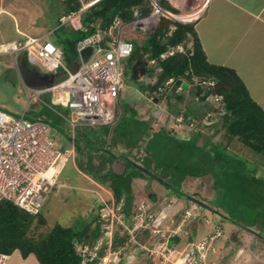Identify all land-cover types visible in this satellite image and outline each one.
Wrapping results in <instances>:
<instances>
[{
    "label": "rangeland",
    "instance_id": "1",
    "mask_svg": "<svg viewBox=\"0 0 264 264\" xmlns=\"http://www.w3.org/2000/svg\"><path fill=\"white\" fill-rule=\"evenodd\" d=\"M87 1L82 0L84 4L91 0ZM63 11L52 0H0V42L11 45L12 43L17 44L18 39L22 42L25 41L26 36H42L45 40L64 45L68 40H74L82 34L73 31L70 25H59L58 18L64 14ZM197 14L195 13L194 16ZM185 16L179 15L178 17L180 18H176L181 21H188L184 19ZM156 21L157 16L146 19L142 23V28L132 27L130 30L132 32L128 33L126 37L128 39H137V36L141 34L143 38H146V34L152 28L149 24H154ZM209 25L210 22L203 24L206 31L202 32L201 39L206 43L208 57L212 58L208 62L220 65L223 58L228 54V46H226L225 42L227 40L223 39L224 34L228 30L225 28L223 31L220 28V24L214 23L211 27ZM207 41L209 44L218 46L216 56H211L214 49L207 46ZM237 52L233 54V57L238 55ZM22 56L23 52L16 54V58H21ZM13 63V58L7 55L0 56V109L14 117L23 115L26 119L33 120L41 116V118L46 119L49 139L58 151L68 157L58 175V182L65 184V187L60 188L47 199L46 205L42 209L44 223L37 225L32 230L34 235L46 233L55 223H59L63 227H71L75 231L84 230L89 225L91 231H100V225L96 221L97 219L100 220L99 210L102 207V202H105L113 211V216L109 215L108 217L112 225L110 242L112 243L114 239L118 241L117 239L124 235L129 238L127 231L119 223V221L125 222V215L122 212L124 197L118 204L113 203L111 199L108 200L109 195H106L105 192L92 184L88 177H93L94 173L92 172H96V176L99 177L97 182L107 186L112 197L113 193L109 185L112 186L116 182L122 183L123 178L109 179L114 176L124 177L131 172L137 175L138 178H134L131 181L132 199L128 224L131 223L132 227L135 222L140 223L139 213L141 211L138 208L141 207L142 212H144L143 217L145 216L146 219L142 222L138 232L136 234L133 233L135 243L131 240L127 241V243L131 244L129 249H132V247L136 246L135 244H139V239H142V231L144 229L147 230L140 253L142 255V264H169L157 253H151L150 251L154 250L159 244H165V246L174 245V240L167 236H172L171 230L172 232L176 230L175 226L187 208H190L193 215L199 213L198 216L202 217L200 219L198 216L190 218L185 223V227H181V230H176L175 234L181 236L182 241L173 248H183L187 243L184 239L189 236L195 235L193 237L195 241L193 242L196 243L209 230L219 226L223 230V236L217 243L215 252L210 254V259L214 264H264V239L259 238L253 231L249 232L237 227L238 224L248 225L253 220L261 224L262 216L252 214L253 212H235L226 206L220 194L213 188L211 175L202 178H186L178 186L170 183L165 175L159 178L161 182L144 179L137 169L129 165L127 158L132 159L138 166L143 167L145 165L144 158H147V155H151L154 161H157L159 157L158 161H160L162 154L157 156V154H160L158 144L169 145L175 143L174 139L182 140L184 137L189 136L190 132H192L188 130L190 126L188 124L190 123L185 124L180 120L181 117L171 113V110H176L174 103L178 106L180 102H175L172 99L170 103L166 99L163 104L165 110L160 112L159 109H163V106L160 105L159 107L148 99L143 91L144 85L142 83L139 82L138 84L142 86L139 90L129 87L128 69L125 64L126 61L123 59L122 66L124 71L120 85L121 89L116 102L115 124L112 126H90L81 121L76 123V127L72 132L69 124L53 112L55 110L69 118L70 110L51 105L48 92L41 94L38 101H33L27 105L26 90L17 75ZM222 66H225V64ZM242 66L241 63L236 66L237 72L241 71ZM30 67L40 72L43 71L38 63H33ZM66 77L65 73L58 72L55 76V81H62ZM180 89L183 90L182 87ZM183 94L184 102L179 107L180 110L186 109L185 106H187L195 114L201 104L196 101L190 91L183 92ZM29 95H33V90L29 91ZM256 95L258 97L260 94L256 93ZM208 100L212 101L213 98L210 97ZM207 116L205 115L201 120L200 124L202 125L196 128L191 125L194 128L193 132L200 131L204 134H209L212 131V128L207 126ZM159 131H161L160 135L153 136ZM74 138L76 140L79 139L77 140V147L74 145ZM152 138L158 141L157 146L150 141ZM187 138L189 139L190 137ZM212 142H216L222 147L225 143L223 132H219L212 139ZM228 149L239 157H244L247 162L257 164L259 170H256L259 174H263L264 180V164L259 162L256 155L247 149H242L239 144L235 147L231 145ZM69 150H73L72 156ZM148 168L153 174L157 173L159 169V167L157 169ZM150 177L152 176L150 175ZM164 184H168L172 188H167ZM122 191H126L124 185L122 186ZM150 193L153 194L152 197H150ZM183 195H188L206 204L216 212L205 210L197 205L194 208L195 204L184 198ZM167 204H170L171 207L173 206L172 213H168ZM162 214L165 215V219L156 227L155 224H158L157 220L161 218ZM225 217L234 218L233 222L236 224L225 219ZM150 218L151 220H149ZM204 220H208L209 223L206 224ZM196 230H201L202 234L199 236ZM109 231L111 232V228H109ZM262 234L264 235V232ZM103 238L105 239V237ZM166 239L167 241H165ZM105 241L108 243L107 239ZM231 250H233L232 253Z\"/></svg>",
    "mask_w": 264,
    "mask_h": 264
},
{
    "label": "trees",
    "instance_id": "2",
    "mask_svg": "<svg viewBox=\"0 0 264 264\" xmlns=\"http://www.w3.org/2000/svg\"><path fill=\"white\" fill-rule=\"evenodd\" d=\"M53 1L58 8L64 10L63 15L78 12L82 7L80 0ZM154 1L162 9L175 15L178 14V11L167 1ZM135 9L137 17L142 18L148 16L154 7L150 0H98L86 8L80 14V23L83 29L75 31L71 28L82 35L74 40H68L64 45L57 44L63 50L64 62L69 65L77 59L76 44L81 39L96 30H106L117 16L124 23L134 20ZM63 15L58 18L59 25ZM131 42L133 43L132 51L125 58L128 80H133L137 84L142 83L145 95L155 105L165 102L166 99L170 103L172 99L175 102H180L178 106L174 103L176 110H171L172 115L181 117L185 124L191 122L195 126L194 128L202 125L200 124L201 120L205 115H208L207 126L212 128V131L209 134L200 131L193 132L194 128L188 124V130L192 131L187 136L190 137L189 139L187 137L182 140L173 138L175 143L158 144L160 154L157 156L162 154L160 161H158L159 157L157 161H154L151 155H147V158H144L145 165L143 167L127 158L129 165L137 169L144 179L155 180L153 176L162 178V175H165L170 183L178 186L186 178H202L211 175L213 188L220 194L226 206L235 212H253L252 214L262 216L261 224L253 220L248 225L238 224L237 227L249 232L253 231L259 238L264 239L262 234L264 232L263 174H259L256 170L259 168L257 164L247 162L244 157H239L228 149L231 145L235 147L239 144L242 149L251 151L258 157L259 162L264 164V112L262 109L250 97L245 84L233 69L208 62L195 31L194 23H179L170 18L159 16L146 34V38L139 34L137 39L133 38ZM177 47H180L181 50H177ZM170 52L171 54H169ZM164 54L166 56L162 58L161 55ZM17 64L22 72L28 66L24 54L18 58ZM170 78L172 82L166 84ZM178 87H182L183 90H177ZM160 88L163 90L158 91ZM188 91L201 104L195 114L187 106L182 110L183 113L179 108L184 102L183 92ZM210 97L214 101L208 100ZM49 100L51 105L63 107L61 104L53 103L50 95ZM54 113L61 118L56 111ZM36 119L47 124L46 119L41 116ZM115 122L114 120L108 126L114 125ZM221 131L225 142L222 147L216 142H212V139ZM160 132H156L153 136L160 135ZM77 140L74 138L76 147ZM150 141L157 146V140L152 138ZM148 167L156 169L159 167V169L157 173L153 174ZM92 173L94 176L91 178L98 181L99 177L96 176V172ZM150 174L153 176L150 177ZM116 177L123 178L122 183H113L112 186L109 185V188L116 204L124 197L122 212L125 215V222L128 223L132 199L131 181L138 177L130 172L124 177L114 176L109 180ZM123 185L126 189L125 192L122 191ZM164 185L167 188H172L168 184ZM149 195L152 197L153 194ZM200 217L202 216H198L199 219ZM225 219L231 222L234 220L232 217H225ZM96 222L99 223V220L97 219ZM43 223L42 210L37 215H32L13 205L10 201L2 200L0 202V253L11 255L14 251H18L22 258L33 255L39 264H82L83 258L77 251L76 245L88 240L93 242L99 237L100 231H91L90 225L84 230L75 231L73 228L63 227L59 223H55L44 234L34 235L32 230ZM142 232L143 237L138 241L140 245L144 244L147 235L146 229ZM196 233L200 236L202 231L196 230ZM194 236L183 239L188 243L193 242L195 241L193 240ZM222 236L218 238L215 248ZM167 237L174 240L173 246L168 245L171 248L182 241V237L177 234ZM118 241V244L121 245L126 241V236L124 235ZM116 242V240L112 241L113 247L117 245ZM232 252L233 250H231ZM96 262L97 259L91 262L86 261L87 264Z\"/></svg>",
    "mask_w": 264,
    "mask_h": 264
},
{
    "label": "built area",
    "instance_id": "3",
    "mask_svg": "<svg viewBox=\"0 0 264 264\" xmlns=\"http://www.w3.org/2000/svg\"><path fill=\"white\" fill-rule=\"evenodd\" d=\"M80 1L81 9L78 12L62 16L60 25H70L75 31L83 29L80 23V14L97 0H91L86 4L82 0ZM159 13L162 14L155 8L150 15L138 18L135 9L134 20L124 23L120 17H115L106 30H96L81 39L76 44L79 66L74 74L68 72L62 48L45 40L42 36H26L25 41H18L17 44H1L0 54L13 58L15 68H17L16 54L23 52L27 62L29 64L38 63L43 69L42 72H53L55 76L58 72L67 75L62 81H55L50 88H28L22 82L27 94V105L38 101L41 94L48 92L53 103L61 104L70 110L69 118L62 114L58 115L69 124L72 132L76 123L81 121L90 126L108 125L113 123L116 118V102L124 71L122 60L129 56L133 48L132 39H128L126 35L132 32L130 31L132 27L142 28V23L146 19L158 16ZM86 47H92V52L89 58L82 62L79 52ZM161 57L163 58L165 55H161ZM17 73L20 74L19 71ZM171 82L170 78L166 84ZM55 89H58L63 97H58L55 100ZM30 90H33V95H29ZM162 90L160 88L158 91ZM177 90H180V87ZM148 99L151 101L150 98ZM215 100L217 101V99ZM160 105L163 106L162 103L158 104L159 107ZM162 110H165L164 106L163 109H159L160 112ZM180 120L182 121V118ZM189 123L191 126V122ZM69 151L72 156L73 150ZM67 158L54 147L53 142L49 139L48 125L44 121L40 119L28 120L23 115L14 117L0 109V202L8 200L25 212L37 215L43 209L48 197L65 187V184L58 182V175ZM50 169L53 170V173L49 176L47 174ZM102 203L99 210L101 232L102 236L108 240V244H111L112 225L108 217L109 215L113 216V211L105 202ZM169 208L170 204H167V209L169 210ZM138 209L141 211L139 213L140 223L135 222L129 228L119 221L133 243H135L133 233L138 232L142 222L146 219L145 216L143 217L142 207ZM198 215L199 213L193 215L190 209L185 210L175 226L176 230H181L180 227H183L190 218H196ZM164 219L165 215L162 214L155 226L158 227ZM204 221L206 224L208 223V220ZM109 228H111V232ZM176 230L173 232L171 230L172 235H175ZM221 236L222 230L216 226L196 243L187 242L181 249L159 245L150 252L157 253L169 264H214L210 259V254L215 252V244ZM102 242L100 240L99 244L93 248V255L96 254ZM87 251V249L80 251L82 262L88 260ZM6 258V254L0 253V264H4Z\"/></svg>",
    "mask_w": 264,
    "mask_h": 264
},
{
    "label": "crops",
    "instance_id": "4",
    "mask_svg": "<svg viewBox=\"0 0 264 264\" xmlns=\"http://www.w3.org/2000/svg\"><path fill=\"white\" fill-rule=\"evenodd\" d=\"M165 1L174 7L178 11L177 15L180 16L188 14V16H193L195 15L194 12L198 11V14L194 16L192 20L204 54L209 61L212 60V58L208 57L206 43L201 39L202 32L206 31L203 24L210 22L209 27H211L212 24L216 23L220 24V28H222L223 31L225 28L228 30L226 31L227 33L224 34L225 36L223 38L224 40H227L225 42L226 46H228V54L223 58L220 65L225 64V66L235 71L248 89L250 97L264 112V0ZM18 41L21 40L18 39ZM207 46L214 49L211 56H216L218 53V46L209 44V42ZM236 51H238V55L233 57V54L236 53ZM239 63L243 66L241 71L237 72L236 66H238ZM259 89L263 90L260 91ZM256 93L260 95L257 97ZM88 178L92 184H94L101 191L105 192L106 195H109V198L107 197L108 200L111 199V201L115 203L113 196L111 197L110 191L107 189V186L98 183L91 177ZM170 208L172 212L173 206H170ZM123 224L127 227L130 226L127 222H123ZM101 238L102 235L100 231L99 237L95 241L92 242L91 240H88L87 242L83 241L77 244V250L80 249V252L81 250L87 249L88 254H86V256L88 257V261L91 262L92 260L97 259L95 264H142V255L140 254L142 251V245L135 244L136 246L132 247V249L134 248L133 250L129 249L131 244L129 245L127 241L129 242L131 239L126 237L125 242L119 245V241H117V245L113 247L112 243L108 244L104 238ZM100 240L103 242L96 251V254L93 255L92 250L97 244H99ZM113 241H115V239ZM101 252L102 254L100 255ZM83 263L87 264L86 262H82V264ZM4 264L39 263L33 255H28L27 257L22 258L18 251H14L11 255H7Z\"/></svg>",
    "mask_w": 264,
    "mask_h": 264
},
{
    "label": "water",
    "instance_id": "5",
    "mask_svg": "<svg viewBox=\"0 0 264 264\" xmlns=\"http://www.w3.org/2000/svg\"><path fill=\"white\" fill-rule=\"evenodd\" d=\"M92 52V47H86L80 50L79 52V56H80V60L82 62H85L89 56L91 55ZM78 66H79V60H75L74 62L70 63L68 65V72L70 74H74L77 72L78 70ZM23 75V79L26 83L27 86L31 87V88H50L51 86H53L54 82H55V74L53 72H40L38 70H36L35 68H31L28 67L26 69L23 70L22 72ZM128 85L130 88H134L136 90H139V85L136 84L133 80H129L128 81ZM151 176H153L152 174H150ZM155 180H158L161 182V180L157 177H154ZM184 198H186L187 200H189L190 202L192 201L193 203H196L197 205H199L201 208L205 209V210H209L211 212H216L214 210H212L209 206H207L206 204L188 196V195H183Z\"/></svg>",
    "mask_w": 264,
    "mask_h": 264
},
{
    "label": "clouds",
    "instance_id": "6",
    "mask_svg": "<svg viewBox=\"0 0 264 264\" xmlns=\"http://www.w3.org/2000/svg\"><path fill=\"white\" fill-rule=\"evenodd\" d=\"M97 1H98V0H97ZM97 1H96V2H97ZM150 2L153 4L154 9L157 8V10H160L161 13H162V14H160V13L158 14V16H157V20H158V17H159V16H163V17H166V18H170V19H172V20H174V21H177V22H179V23H193V20H192V21H181V20L177 19L175 16H179V15H177V14L175 15V14H173V13H170V12H168V11L162 9V8H161V7H160V6H159L154 0H150ZM151 13H152V12H151ZM151 13H150V14H151ZM194 13H198V11H197V12H194ZM150 14H149V15H150ZM192 14H193V13H192ZM174 15H175V16H174ZM188 15H189V14H188ZM117 17H118V16H117ZM197 17H198V16H197ZM197 17H196V18H197ZM196 18H195V19H196ZM32 37H33V36H32ZM34 37H41V36H34ZM1 44H5V43L2 42V43H0V45H1ZM54 44H55V43H54ZM56 45H57V44H56ZM177 50H181V48H180V47H177ZM24 55H25V54H24ZM164 55L166 56V54H164ZM0 56H2V55L0 54ZM26 61H27V60H26ZM15 63H16V65H17V68H15V66H14V68H15L16 72L19 71V73H20V74L17 73V75H18L20 81L22 80L21 82H23L24 84H26L25 81H24V79H23L22 71H21L20 68L18 67V64H17V63H18V58H16V57H15ZM13 65H14V63H13ZM30 65H31V64L28 63V66H29V67H30ZM31 68H33V67H31ZM36 70H37V69H36ZM19 75H20V76H19ZM26 86H27V85H26ZM27 87H29V86H27ZM29 88H31V87H29ZM33 89H39V88H33ZM161 103L164 104V102H161ZM159 104H160V103H159ZM192 203H193V202H192ZM193 204L197 205L196 203H193ZM170 206H171V205H170ZM197 206H199V205H197ZM187 209H188V208H187ZM187 209H185V210H187ZM189 209H190V208H189ZM189 209H188V210H189ZM168 211H169L168 213H172V212H171V208H169ZM171 221H173V220H171ZM99 223H100V221H99ZM177 224H178V223H177ZM177 224H176V225H177ZM130 225H131V223H130ZM129 227H131V226H129ZM182 228H183V227H182ZM100 231H101V224H100Z\"/></svg>",
    "mask_w": 264,
    "mask_h": 264
},
{
    "label": "bare ground",
    "instance_id": "7",
    "mask_svg": "<svg viewBox=\"0 0 264 264\" xmlns=\"http://www.w3.org/2000/svg\"><path fill=\"white\" fill-rule=\"evenodd\" d=\"M194 16V15H193ZM193 16H188V15H186L185 17H184V19H187L188 21H189V19H191ZM175 17H177V18H180V17H178V16H175ZM58 97H63V94L60 92V91H58V89H55V100H57L56 98H58ZM53 173V170H49L48 171V174L47 175H51ZM180 229H181V227H180Z\"/></svg>",
    "mask_w": 264,
    "mask_h": 264
},
{
    "label": "flooded vegetation",
    "instance_id": "8",
    "mask_svg": "<svg viewBox=\"0 0 264 264\" xmlns=\"http://www.w3.org/2000/svg\"><path fill=\"white\" fill-rule=\"evenodd\" d=\"M28 67H29V66H27L26 68H28ZM26 68H25V69H26Z\"/></svg>",
    "mask_w": 264,
    "mask_h": 264
}]
</instances>
